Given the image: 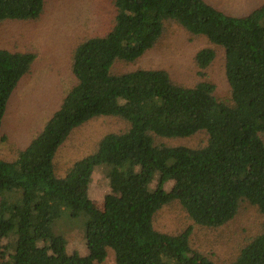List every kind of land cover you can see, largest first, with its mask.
<instances>
[{
    "label": "trees",
    "instance_id": "trees-1",
    "mask_svg": "<svg viewBox=\"0 0 264 264\" xmlns=\"http://www.w3.org/2000/svg\"><path fill=\"white\" fill-rule=\"evenodd\" d=\"M46 0H0V26L36 20ZM115 15L101 35L81 41L74 52L76 82L59 107L14 158L0 156V264H219L191 244L192 227L158 230L156 212L178 202L194 224L219 228L243 204L264 215V0L245 15H233L206 0H113ZM168 23H177L212 45L196 54L199 74L224 53L230 98L216 84L175 83L165 69L117 72L152 48ZM36 60L31 50L0 46V140L2 124L21 79ZM99 116H119L129 127L105 134L93 153L57 176L53 162L72 131ZM208 135L202 146L166 144L159 138ZM19 145V144H18ZM110 192L98 206L80 186L99 166ZM173 181L170 190L167 182ZM83 217L88 252L68 249L56 223ZM229 264H264V230L240 243Z\"/></svg>",
    "mask_w": 264,
    "mask_h": 264
},
{
    "label": "rangeland",
    "instance_id": "rangeland-1",
    "mask_svg": "<svg viewBox=\"0 0 264 264\" xmlns=\"http://www.w3.org/2000/svg\"><path fill=\"white\" fill-rule=\"evenodd\" d=\"M206 1L230 14L245 15L263 0ZM114 15L113 0H46L39 19L6 21L0 26V46L11 50H31L36 54L31 71L21 79L7 106L2 127L8 141L0 140V156L14 158L17 148L40 131L76 82L72 61L77 45L91 36L104 34L110 28ZM207 46H214L207 37L193 34L177 23H168L164 34L152 48L134 61H117L114 69L117 72L138 68L165 69L175 83L187 87L208 79L216 84L219 98L229 100L222 48L216 46L217 56L207 68L206 76L202 77L198 72L196 54ZM128 127V122L119 116H99L75 128L55 154V173L57 176L66 175L74 161L97 150L105 134ZM156 139L172 145L202 146L208 135L199 131L191 137ZM172 186L173 181H169L165 188L170 190ZM80 188L96 205L102 206L105 195L110 192L106 168L103 165L97 167L92 180ZM18 194L11 191L3 195L14 200ZM4 196L0 195V200ZM154 224L158 230L173 233L192 227V246L211 254L219 264H229L240 243L264 230V215L256 207L244 203L234 220L214 229L194 224L182 206L174 202L156 212ZM83 226V217H71L69 214L63 215L56 223V231L67 238L70 251L88 252ZM7 242L8 238L0 240L1 245ZM105 264H116L112 249H109Z\"/></svg>",
    "mask_w": 264,
    "mask_h": 264
}]
</instances>
